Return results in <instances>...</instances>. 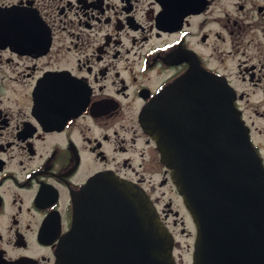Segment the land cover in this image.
<instances>
[{
    "label": "flooded vegetation",
    "instance_id": "obj_1",
    "mask_svg": "<svg viewBox=\"0 0 264 264\" xmlns=\"http://www.w3.org/2000/svg\"><path fill=\"white\" fill-rule=\"evenodd\" d=\"M1 22L0 264H56L74 196L98 174L142 187L193 237L140 122L192 62L234 88L264 164V0H0Z\"/></svg>",
    "mask_w": 264,
    "mask_h": 264
},
{
    "label": "water",
    "instance_id": "obj_2",
    "mask_svg": "<svg viewBox=\"0 0 264 264\" xmlns=\"http://www.w3.org/2000/svg\"><path fill=\"white\" fill-rule=\"evenodd\" d=\"M141 121L194 217V264H264V169L232 89L193 65ZM173 246L141 189L98 175L75 196L57 264H176Z\"/></svg>",
    "mask_w": 264,
    "mask_h": 264
},
{
    "label": "rangeland",
    "instance_id": "obj_3",
    "mask_svg": "<svg viewBox=\"0 0 264 264\" xmlns=\"http://www.w3.org/2000/svg\"><path fill=\"white\" fill-rule=\"evenodd\" d=\"M171 189H172L171 185L165 186L163 188L159 187V192H161L163 190L167 191L168 193H167L165 199L167 200V199H169L170 196H172L173 197L174 206L176 208H181V213L183 214L184 211H183V208L181 206L180 200L177 199L175 195H172V191H171V193H169ZM186 224H187V227L193 231L192 225H191L190 221L187 220V219H186ZM176 230L178 232L179 239L181 240V247H179L176 250V252L179 253V252L182 251L183 255H184L185 262H189L190 259H191V252H192V250H191L192 249V241H193L192 236H188V235L183 236L182 233H180V227L179 226L176 227Z\"/></svg>",
    "mask_w": 264,
    "mask_h": 264
}]
</instances>
